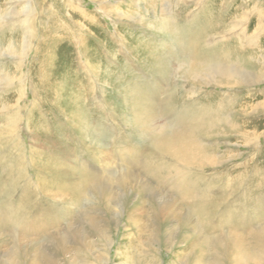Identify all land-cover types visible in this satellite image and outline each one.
I'll list each match as a JSON object with an SVG mask.
<instances>
[{"label": "rangeland", "instance_id": "374dc122", "mask_svg": "<svg viewBox=\"0 0 264 264\" xmlns=\"http://www.w3.org/2000/svg\"><path fill=\"white\" fill-rule=\"evenodd\" d=\"M171 2L176 5L174 18L179 34L184 35L182 40L189 42L188 31L204 23L207 31L196 37L203 35L202 41L212 49L240 54L261 66L250 69L252 76L233 83L215 80L199 84L178 69L149 93L160 108L175 94L178 111L191 108L196 101L210 104L212 99H228V111L222 116L230 124L218 131L211 129L198 139L208 148L207 163L213 164L196 168L206 179L201 187L198 184L199 194L224 197L218 208V213L224 211V228L209 239L224 236L223 246L205 245L209 226H198L197 220L181 228L189 212L187 204H181V194L171 184L162 186L164 180L159 185L145 168L149 159H163L168 164L175 161L157 144L158 139H142L121 117L128 111L131 87L156 82L146 68L151 59L138 62L133 44L129 47L132 38L147 40L154 48L179 45L172 36L141 19L143 13L154 16L152 3L0 0V190L10 192L8 199L14 201V208L26 190L33 193L31 217L39 224L31 231L22 232L17 226L0 231V264H5L11 250L20 244L23 255L16 260L10 257L14 264H247L246 248L256 251L254 264H264V235L254 236L264 231V0ZM117 6L126 16L114 13ZM27 9L31 11L28 19ZM80 11L89 12L94 20ZM232 58L235 67L243 64ZM120 61L126 62L129 70L124 71ZM112 67L120 69L117 76ZM70 83H78L77 88L72 89ZM73 96L81 98L80 111L90 123H99L102 138L81 135L76 118L70 115L77 111V104L70 100ZM157 116L154 123L158 127L165 118L161 113ZM190 125L187 121L186 126ZM37 136L41 139L36 142L32 138ZM50 145L57 149L63 146L67 183L80 185L85 170L99 179L100 187L91 183L77 203L61 184H53L49 190L42 182L53 183V176L37 169L35 163L51 158ZM38 150L43 155L34 154ZM21 159L24 166H19ZM258 196L259 206L249 201ZM3 202L4 198L0 208L5 211ZM54 205L64 209V214L57 223L44 222L40 211L48 212ZM218 213L212 225L219 220ZM55 233L64 237L62 246L52 239Z\"/></svg>", "mask_w": 264, "mask_h": 264}, {"label": "bare ground", "instance_id": "6f19581e", "mask_svg": "<svg viewBox=\"0 0 264 264\" xmlns=\"http://www.w3.org/2000/svg\"><path fill=\"white\" fill-rule=\"evenodd\" d=\"M147 1L152 3L153 7H151V8L154 9L153 10L154 16L151 17V15L149 13H147L148 15L146 13H143L141 15L142 16L141 19L142 20L147 19L151 25H153L157 29L161 30L162 33L164 32V34H166L170 38L172 36V38L175 42L176 41L179 42V45L175 46L174 44H169V45L166 44L165 48H163V49L154 48L152 44L147 42V40L144 41V40L138 39L139 41L138 40L134 41L135 39L132 38V40L130 42L131 44H129V47H131V45L133 44L132 46H133V48H135V57L138 60V62L139 61L143 62L142 58L143 59L144 58L151 59V62L148 63V66L146 65V68L153 75V77L156 79V82L155 83H152V82L146 83L145 85H142V83H141L140 85H137L136 87L132 86L131 90H130L131 99H128L126 101V103H127L126 106H127L128 111L125 114H121V117H122L123 121H126L129 123L130 128L133 130V133L136 134L137 136H140L142 139L145 138V140H148L149 138L150 139L153 138V139H155V141L158 139L157 144L160 145V147L167 152L168 157L170 159H173L175 161V162H172L173 164H168L166 161H163V159H160L159 161L155 160L156 162L149 159V160L145 161V168L153 175V177L157 180L156 182L159 185H161L162 182L165 180L164 184L162 186H167V185L171 184L170 185L171 188L175 189V191H177L178 194H181L180 197H181V201H183V203H181V202L180 203L182 205L183 204L185 205V203H186L187 209L189 211L188 214H186L187 217L183 218V220H182L181 228L184 229L185 227H188L190 225V222L192 220H197L198 226H201V225L205 226V224L209 226L208 230H206L208 234L206 237L207 241H206L205 245L210 244L213 246V248H215L216 246H220V245L223 246L224 241H222V240L224 239V236L215 237L211 242H210V240L212 237H214L215 233L221 231L224 228V211H221L220 212L221 214L218 213L220 211V209H218V208L220 207V203L224 202V197L220 198L223 200V201L222 200L220 201L219 198H214L213 196H211L209 194V192H206L204 194L203 193L199 194L200 188H198L199 187L198 184H200V187H201V183H202V180L204 179V176L198 174L196 168H205L206 165L213 164L212 162L207 163V160H209V155H208L209 151H206V149H208V148H206V145L204 143H200V141H198V139L201 138L200 136L203 137V136L208 135V133L210 132L211 129H213V130L217 129V131H218V129L221 130L222 127L224 128V125L230 124V121H228L227 119H225L223 117L224 112H227L228 111L227 108H229L228 99H226V100L224 99L221 101H218L216 99H212L213 102H209L210 104H208L207 102L204 103V102H197L196 101L193 103V106L191 108H186L183 110L179 109V111H178V107H177L178 101H177V97L175 96V94H172L171 96H169V98L170 97L171 98L168 100L167 104L160 108L155 104L156 102L154 100L150 99L149 93L151 91L150 89L158 86V84L160 83L159 82L160 80L163 81V78H165V79H166V77L168 78L170 75L174 74V71H178V69L183 70L182 72H183V74H185L184 77L188 78L189 80H194L196 83H199V84L200 83L205 84V83H208L209 81H215V80L216 81H218V80L224 81L227 83H233V82L238 81V79H244L245 80V78L252 76L250 73V71H251L250 69L251 68H259L261 66H258L259 65L258 62H255V61H253V62L248 61V60L246 61L245 60L246 57L241 56L240 54H236L234 56V55H232V53H230L231 51L222 52V51H216V50L212 49L208 43H205L202 41L201 38H203V35L196 37L195 35H199L200 33L202 34L205 31H207V26L204 23H202L203 25L200 24V25L192 27L191 30L188 29L189 30L188 34H190V35H188L189 39H190L189 42L186 41L185 39L182 40L184 35L181 34L182 35V38H181V35L179 34L180 33V26L176 22V20H175L176 18H174V6H176L174 4V2L172 4L171 0H147ZM146 3L148 5V2H146ZM130 5H132V4H130ZM171 5H173V7ZM159 6H161V7H159ZM147 8L150 9L149 7H147ZM113 9H114V13H117L120 16V18H123L124 16H126V14H123V11L118 9V6L113 7ZM148 9H146V10L148 11ZM135 10H137V9H135ZM146 10L140 9V12H142V11L146 12ZM80 12L85 17H87L89 19H93V17L90 16L89 12H86V11H80ZM136 13L137 12H135L133 14H136ZM30 15H31V11L29 9H27V11H26L27 19L29 18ZM3 18H5V17H3ZM127 18H129V17L127 16ZM1 20H2V17L0 18V21ZM185 20H186V18H185ZM122 32H124V31H122ZM122 36H124V35H122ZM110 37L112 38L111 39L112 43H114L113 42L114 37H112V35ZM125 41H127V40H125ZM115 43L117 44V42H115ZM81 46H82V51L84 53V50H83L84 45L81 44ZM1 56L2 55L0 52V57ZM232 57H237V59L239 58V60H241V63H243V64L241 66L236 65V67H235L234 66L235 63H233V61H232V59H234V58H232ZM124 61L123 62L120 61V63H122L121 65H122L123 70L124 71L129 70V68H128L129 66H127L126 62H124ZM114 67H112V68H114ZM130 70H132V69H130ZM117 72L120 73V69H119V71H117L115 69L114 74L116 76H117ZM41 73H40V75H41ZM77 85H78V83L77 84L73 83L70 85V87H72V89H74V87ZM159 87H161V86H159ZM75 88H77V87H75ZM129 89H130V87H129ZM73 91H75V90H73ZM80 99L81 98H77V96L76 97L73 96L70 99L71 101H73L74 104H77L76 105L77 111H72L70 113L72 118H74V117L76 118L75 119L77 122L75 124L76 127L80 131L81 135L84 137L97 134L102 138V134H101L102 131L100 130L101 126L99 125V123H97V124L90 123V119L88 120L86 113H83L80 111V106L78 105L80 103ZM178 106H179V104H178ZM160 113L162 114V117L164 116L165 122L162 125H158V127H157L154 122L156 121L157 118L160 117V116H157V114H160ZM187 121H189L191 123V125L189 127L186 126ZM154 131H155V135H154ZM157 131H158V133H156ZM105 132H106V130H105ZM39 138L40 137L37 136V137H33L32 139L33 140L36 139V142H37L39 140ZM48 140H50V139H46V142H48ZM155 141H153V142H155ZM45 147L46 146H44V148ZM49 148L52 152V154L50 153L51 158H46L44 160L41 158L40 162L37 160L38 163H35L37 169H39V170L42 169L43 171L48 172V174H51L54 178L53 183H52V181L49 183L48 182L47 183L42 182L46 187L52 188L53 186H55L57 184H61L62 186L65 187L64 188L65 193H68V194H69V192L71 193V196H72L71 200H73L74 203L80 202L82 200V198H83L82 193L86 192V190L90 187L91 183L95 182V184L93 186H96V188L100 187L101 182L99 181V179L92 178V175L90 173H87V171H85V170H83V173H85L84 177L82 178L83 180L80 183V185H79V183H76L77 184L76 188H75L76 184L74 185L73 182L71 184L67 183L65 181L66 177L68 176L67 163H66L67 159H66V157H64L65 154H64L63 146H60L62 151L60 150L59 147L57 149L53 145H50ZM23 150H24V148H23ZM39 151L40 150L35 151L34 154H36V152H37V155H39V156L41 154L43 155L44 152H42V151L39 152ZM159 152H160V150H159ZM100 153L102 154V152H100ZM104 156L106 158L109 157L108 152H105ZM149 156H150V154H149ZM160 158H161V156H160ZM151 161H153V162H151ZM174 163H176V164H174ZM108 165H110V164H108ZM19 166H24V159L20 160ZM110 169H111L110 166H107V170H110ZM69 176H70V174H69ZM201 176H202V178H201ZM204 180H206V179H204ZM43 181H47V180H43ZM122 181H125V183H126L125 179H122ZM53 184H55V185H53ZM83 184L84 185L86 184V186L84 187ZM78 185H79V187H78ZM40 186H43V185H40ZM231 187H233V186H231ZM51 188L49 190H51ZM208 188H209V186H208ZM13 189H16V188H13ZM0 191H1V195H2L0 197V199L2 200L4 198L3 203H4V207L6 208L5 211H2V209L0 208V231H3L6 228L11 229L12 227H16V226L19 228H23V229H21V230H23L22 232L26 231L25 229H27L28 231H31V229L33 230V229L38 228L39 224L36 223V220L33 217H31V212H32L31 207L33 206V204L31 203V196H33V193H31L29 190L28 191L26 190L25 193L23 191L24 197L22 199H20L19 205H17L14 208L12 206V203H14V201L8 199L10 197V192L7 191L6 188H2ZM43 192H45V190H43ZM55 195H57V194L55 193ZM243 198H245V196ZM259 198H260V196L254 197L253 199H250L249 201H251L252 204H254V205H258V204H260ZM154 199H156V198L154 197ZM1 200H0V202H1ZM60 200H62V199H60ZM219 201H220V203H219ZM35 202H36V200L35 201L33 200L34 204H35ZM166 202L170 204V200H167ZM164 204H163V206H164ZM250 204L251 203L249 202V205ZM13 205H15V204H13ZM37 205H39V204H37ZM55 205L52 207L53 208L52 210L47 209L48 212H45L44 209H43L44 212L40 211V212H42L40 215H42L44 222L47 220H50V222L57 223L58 219L61 217V215L64 214L63 213L64 209H62V208L58 209ZM49 206H51V205H49ZM58 206H61V204L60 205L58 204ZM40 207H42V205ZM17 208H18V211H17ZM165 209H166V207H164V210ZM216 212L219 214V220L215 219L217 221H215V223H213V225H212V221H213L214 216H215L214 214ZM30 218H33V219L31 221H28ZM209 223H211V224H209ZM29 226H30V228H28ZM43 226H44V224H43ZM43 226L40 225V228H42ZM198 228L200 229V227H198ZM199 232H201V231H199ZM259 233H262V234H259ZM253 234H254V232H253ZM258 234L264 235V231L263 232L258 231L255 233L254 236H258ZM51 236L53 237L52 239L59 242V244L61 246H62V244H64V242H63L64 237L61 236V234L55 233ZM18 238H21V236ZM54 240H52V241H54ZM257 249L259 251H263L262 249H260L258 247H257ZM22 250H23V247L20 244L18 248L16 247V249L11 250V253L9 256L10 257L14 256L15 260H16V258H19L20 254H22L21 253ZM244 251L249 255L246 263L247 264H250V263L254 264L255 263L254 259L256 258V255H257L256 251L254 249H251V248H246ZM10 257L7 259V261H5L6 263L4 261H2V262H4L5 264H14L13 263L14 261Z\"/></svg>", "mask_w": 264, "mask_h": 264}]
</instances>
